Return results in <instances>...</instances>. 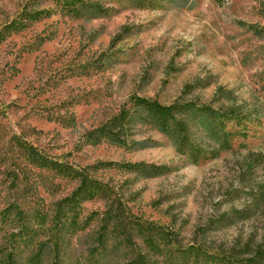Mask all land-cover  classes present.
I'll return each mask as SVG.
<instances>
[{
	"label": "rangeland",
	"instance_id": "374dc122",
	"mask_svg": "<svg viewBox=\"0 0 264 264\" xmlns=\"http://www.w3.org/2000/svg\"><path fill=\"white\" fill-rule=\"evenodd\" d=\"M164 2L152 11L130 0H0V264H30L36 254L40 264H131L138 255L183 264L180 249L190 245L223 254L264 241V205L249 220L219 221L251 204L228 192L243 189V161L264 152V139L193 164L151 113L131 125L129 147L89 136L124 105L138 111L132 96L218 106L223 86L249 105L262 97L264 0ZM29 145L106 192L90 188L92 198L58 212L79 178L32 165ZM134 163L170 172L146 177ZM114 198L124 224L105 218Z\"/></svg>",
	"mask_w": 264,
	"mask_h": 264
},
{
	"label": "trees",
	"instance_id": "16d2710c",
	"mask_svg": "<svg viewBox=\"0 0 264 264\" xmlns=\"http://www.w3.org/2000/svg\"><path fill=\"white\" fill-rule=\"evenodd\" d=\"M131 4L142 10H160L165 6L164 0H130ZM98 13L106 11L95 7ZM128 28L123 27L115 40H122ZM262 97L255 104L239 101L234 90H228L223 86L216 89L214 103L202 104L194 100L178 98L169 105H163L156 99L132 96L133 105L138 111H132L124 105L119 113L107 123L94 129L90 133L93 140H110L121 147H129L128 140L131 135V125L141 118L142 113H151L159 117V130L172 139L176 152L186 156L193 164H205L220 157L221 152L235 148L247 149L249 145L264 139V72L260 77ZM199 82V81H198ZM199 83L188 84L184 92H191ZM188 90V91H187ZM29 162L57 176L79 178V186L73 195L60 202L62 207H73L80 201H85L91 196V189L106 192V189L96 183L87 174L75 169L68 163L54 160L29 145L26 150ZM131 170L140 172L146 177H160L169 173L166 167L148 166L144 163L127 165ZM240 178L244 185L243 189H233L228 192L230 200L239 199L243 194L247 195L252 202L249 207L241 210H233L231 214L219 219L223 226H232L238 221L249 220L256 210L264 205V152L250 151L245 160ZM261 168L263 175L260 181L254 179V174ZM245 189H248L246 191ZM105 218L116 223L124 224L128 219L126 208L119 199L114 198L106 208ZM157 227L147 225L148 231H154ZM182 251L183 264H264V241L253 252H224L223 254L211 253L199 245H190ZM30 264H40V254L30 259ZM13 264V263H11ZM53 264H60L58 261ZM131 264H148L144 255H138Z\"/></svg>",
	"mask_w": 264,
	"mask_h": 264
}]
</instances>
